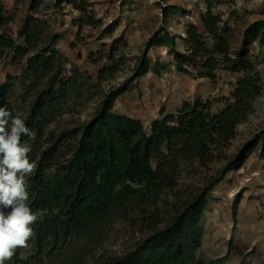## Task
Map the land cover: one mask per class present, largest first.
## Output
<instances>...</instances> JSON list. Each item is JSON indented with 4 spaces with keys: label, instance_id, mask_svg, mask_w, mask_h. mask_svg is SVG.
I'll return each mask as SVG.
<instances>
[{
    "label": "trees",
    "instance_id": "1",
    "mask_svg": "<svg viewBox=\"0 0 264 264\" xmlns=\"http://www.w3.org/2000/svg\"><path fill=\"white\" fill-rule=\"evenodd\" d=\"M63 3L79 11L76 23L81 30L98 24L88 11L87 1L55 0L52 9L62 21L60 26L64 25L59 10ZM217 3L207 0L201 25L189 24L183 36L159 28L148 39L130 77L122 85L105 89L104 80L116 77L115 59L125 57L119 51L121 46L110 48L112 59L95 83L78 65H71L66 74L60 49L64 33L56 28V20L45 17L51 12L49 6L43 0H31L15 30L12 25L16 21L0 0V64L7 58L13 64L26 60L18 78L7 74L0 83V106L13 114L23 113L26 126L35 135L22 137V142L30 145V162L36 165L26 177L27 203L36 217L31 225L33 235L27 246L15 249L4 264H88L89 260L90 264H225L229 253L209 260L199 255L208 196L227 174L240 170L259 147L258 155L264 160V129L218 174L188 191L169 211V218L159 214L164 204L161 197L168 192L176 194L184 168L194 162L209 167L216 154L233 142L238 126L255 111L263 95L261 79L248 72L253 69L252 45L264 41V19L246 26L238 46L233 47L234 30L214 12ZM179 39L186 42L184 51L177 46ZM166 45L173 63L158 62L159 66L152 67L148 54ZM194 64L211 79L217 78L218 70L239 75L220 109L211 100H185L176 112H166L162 107L161 117L148 129L140 119L114 111L118 99L151 70L163 76L173 65L176 71L191 74ZM24 84L34 91L25 113L22 105L11 102L15 86ZM86 101H97L92 111H87ZM76 111L86 115L83 122L54 129L62 120L74 117ZM240 202L238 198L232 205L235 222ZM131 219L146 235L123 255H97L95 259V249L103 246L115 224Z\"/></svg>",
    "mask_w": 264,
    "mask_h": 264
},
{
    "label": "rangeland",
    "instance_id": "2",
    "mask_svg": "<svg viewBox=\"0 0 264 264\" xmlns=\"http://www.w3.org/2000/svg\"><path fill=\"white\" fill-rule=\"evenodd\" d=\"M30 1L4 0L7 13L16 21L12 25L13 29L17 30L21 25ZM43 1L51 9L50 14L45 17L51 16L56 20V28L64 33L60 49L65 57L66 74L69 73L71 65H78L85 75L92 77V83H95L112 59L110 48L121 46L119 51L125 57L115 59L113 70L117 69L116 77L104 80L105 89L122 85L130 77L144 53L148 39L159 28L167 30L170 35L183 36L189 24L201 25L200 15L207 9V0H85L88 11L98 20V24L84 26L81 30L76 23L79 11L73 6L63 3L59 8L61 18H64V25L60 26L62 21L52 9L55 0ZM217 1L213 10L222 15L234 30L231 39L233 47L238 46L246 26L264 19V0ZM52 26L50 25L51 29ZM184 45L186 42L179 39L178 48L184 51ZM168 48L166 45L150 51L148 55L152 67L159 66L158 62L165 65L173 63V57L167 53ZM250 59L253 69L248 75L259 77L263 87V95L257 102L255 111L238 126L236 138L222 152L216 154L209 167L194 162L192 166L184 168L181 185L178 186L176 194L168 192L161 197L164 204L160 206L162 210L159 214L163 219L169 218V211L179 205V201L187 196L188 191L218 174L243 145L260 135L264 129V41L252 45ZM24 63L26 64L25 59L18 64H13L11 58L4 60L0 64V83L7 74L18 78ZM238 76L218 70L217 78L211 79L208 72L200 71L198 64L193 65L191 74L178 72L173 65L170 72L163 76H158L151 70L136 81L132 91L118 99L114 111L140 119L148 129L153 120L161 117L162 107L166 112H176L185 100H211L220 109L223 106V97L229 96L234 90ZM87 93H91V90ZM33 95L34 91L27 89L26 84L17 85L11 102H15L16 106L22 105L25 113L30 104V96ZM95 104L97 101H86L87 111H92ZM85 119L86 115H80L76 111L74 117L62 120L54 129L63 130L72 127L73 122H83ZM259 150L260 147L240 170L227 174L217 189L209 194V206L204 216L203 246L199 250L201 257L209 260L229 253L225 264H264V160L259 157ZM238 198L241 202L235 222L232 205ZM138 227L139 223L133 219L118 221L111 236L103 240V246L95 249L94 258L97 255L119 256L133 249L146 235Z\"/></svg>",
    "mask_w": 264,
    "mask_h": 264
},
{
    "label": "clouds",
    "instance_id": "3",
    "mask_svg": "<svg viewBox=\"0 0 264 264\" xmlns=\"http://www.w3.org/2000/svg\"><path fill=\"white\" fill-rule=\"evenodd\" d=\"M34 135L23 113L13 114L0 106V264L11 260L18 247H26L33 235L31 225L36 217L27 203L30 194L26 177L36 165L30 162L31 147L22 142V137Z\"/></svg>",
    "mask_w": 264,
    "mask_h": 264
}]
</instances>
